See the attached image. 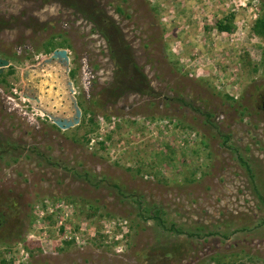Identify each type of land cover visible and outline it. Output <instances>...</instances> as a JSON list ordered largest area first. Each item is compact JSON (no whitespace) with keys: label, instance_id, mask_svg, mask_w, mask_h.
<instances>
[{"label":"rangeland","instance_id":"rangeland-1","mask_svg":"<svg viewBox=\"0 0 264 264\" xmlns=\"http://www.w3.org/2000/svg\"><path fill=\"white\" fill-rule=\"evenodd\" d=\"M263 7L0 0V264H264Z\"/></svg>","mask_w":264,"mask_h":264},{"label":"water","instance_id":"water-1","mask_svg":"<svg viewBox=\"0 0 264 264\" xmlns=\"http://www.w3.org/2000/svg\"><path fill=\"white\" fill-rule=\"evenodd\" d=\"M10 62L0 57V74L4 72V69L9 67ZM46 65L61 66L62 83L65 86L64 107L66 116L62 113L63 109L59 108V111L51 110L45 106H38V110L45 114L52 122L60 129L67 130L80 124L82 118V110L78 105V101L74 94L76 93L73 83L70 81V58L68 51L65 49L55 50L52 55L45 59L37 66H33L30 70L25 71V76L31 74L33 71L39 72ZM37 103L40 102L39 98H35Z\"/></svg>","mask_w":264,"mask_h":264},{"label":"trees","instance_id":"trees-1","mask_svg":"<svg viewBox=\"0 0 264 264\" xmlns=\"http://www.w3.org/2000/svg\"><path fill=\"white\" fill-rule=\"evenodd\" d=\"M217 28L219 29V31L221 32H231L232 31V25L230 21L227 22H219L217 25ZM253 33H255V35L261 36L264 39V7H263V14L257 19V21L255 22L254 26H253ZM59 47L62 46H55V45H48V48L46 49L47 52H51ZM73 75V74H72ZM85 112L83 113V116L85 117ZM241 162L244 164V166L247 167V163L244 160H241ZM247 170L249 172H251V170L249 169V167L247 168ZM252 175V173H250ZM260 199L262 202H264V198L262 195H259ZM4 213L1 211L0 212V228L4 227V225L6 224V217L3 215ZM8 216V215H7Z\"/></svg>","mask_w":264,"mask_h":264},{"label":"flooded vegetation","instance_id":"flooded-vegetation-1","mask_svg":"<svg viewBox=\"0 0 264 264\" xmlns=\"http://www.w3.org/2000/svg\"><path fill=\"white\" fill-rule=\"evenodd\" d=\"M26 90V89H25ZM28 90V89H27ZM26 90V91H27ZM32 95V94H31ZM261 107V109H263L264 110V100L262 101V105L260 106Z\"/></svg>","mask_w":264,"mask_h":264},{"label":"built area","instance_id":"built-area-1","mask_svg":"<svg viewBox=\"0 0 264 264\" xmlns=\"http://www.w3.org/2000/svg\"><path fill=\"white\" fill-rule=\"evenodd\" d=\"M20 257H22V260H25L23 252L22 253L20 252Z\"/></svg>","mask_w":264,"mask_h":264}]
</instances>
